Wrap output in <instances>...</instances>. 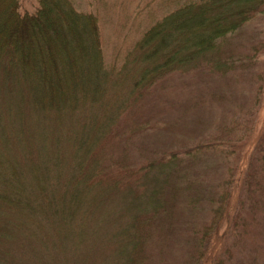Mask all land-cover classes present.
<instances>
[{
	"label": "trees",
	"instance_id": "obj_1",
	"mask_svg": "<svg viewBox=\"0 0 264 264\" xmlns=\"http://www.w3.org/2000/svg\"><path fill=\"white\" fill-rule=\"evenodd\" d=\"M173 1V9L134 43L131 69L122 66L114 73L105 64L94 14L77 10L71 0H37L35 11L21 15L17 0H0V145L12 144L11 155L20 152L11 158L0 150V264H55L56 249L79 250L95 230L91 224L98 209L117 192L131 198L128 206L138 211L130 218L140 233L131 237L134 245L126 257L134 264L153 263V250L165 237L161 227L171 225L160 222L170 191L161 181L179 178L182 158L171 152L147 164L139 176L140 171L117 170V165L102 168L96 151L115 119L107 116L114 114L125 85L133 92L170 71L185 72L201 63L227 68L222 40L264 12V0ZM262 133L264 127L255 141ZM80 134L87 139L78 142ZM195 152L185 155L192 158ZM8 170L11 179H6ZM140 175L152 180V188L129 182ZM226 207V202L218 205V217L229 214ZM208 238L207 232L191 237L195 244L187 252L188 264H202L201 247ZM31 241L27 251L17 250Z\"/></svg>",
	"mask_w": 264,
	"mask_h": 264
},
{
	"label": "rangeland",
	"instance_id": "obj_2",
	"mask_svg": "<svg viewBox=\"0 0 264 264\" xmlns=\"http://www.w3.org/2000/svg\"><path fill=\"white\" fill-rule=\"evenodd\" d=\"M17 2L21 15L32 13L38 6L37 0ZM71 2L77 10L97 17L104 61L114 73L122 66L131 69L136 40L174 7L173 0ZM222 42L227 68L214 69L201 63L185 72L170 71L133 92L125 85L123 94H117L114 114H107V118L115 119L102 134L101 147L98 143L94 146L95 150L99 147L96 164L109 171L116 165L117 170L140 171L138 176L146 172L147 164L171 152L182 158L179 178L164 177L161 181L170 191L169 209L164 210L160 222L171 225L169 229L161 227L165 237L159 249L153 250L152 264H188L187 252L194 250L195 244L191 237H201L205 232L209 238L205 249L201 247L202 264H264L263 133L255 141L264 127V12ZM18 134L10 136L15 139ZM88 136V143L94 144L92 135ZM80 139L87 137L80 134L76 140ZM11 146L0 145V150L10 154ZM192 151H196L192 158L185 155ZM11 153V158L20 155ZM165 172L170 174L169 167ZM10 173L6 172V179H11ZM137 178L129 182L152 188V180L143 175ZM119 194L107 198L106 205L98 209L91 224L95 230L79 250L74 252L69 246L65 255L60 249L53 251L55 264H110L109 260L112 264H134L126 253L130 254L134 245L131 237L138 239L140 233L132 221L138 211L128 206L131 198ZM225 202L229 214L218 217L216 209ZM166 215L170 218L163 219ZM155 226L153 223L151 229ZM30 245H34L32 241L18 248L15 244L14 248L27 251Z\"/></svg>",
	"mask_w": 264,
	"mask_h": 264
}]
</instances>
